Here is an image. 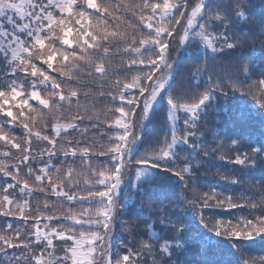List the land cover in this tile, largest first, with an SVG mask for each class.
Instances as JSON below:
<instances>
[{"label":"snow or ice","instance_id":"obj_1","mask_svg":"<svg viewBox=\"0 0 264 264\" xmlns=\"http://www.w3.org/2000/svg\"><path fill=\"white\" fill-rule=\"evenodd\" d=\"M246 20V10L238 4L234 7L231 0L227 4L223 0H0V65L7 69L0 73V121L3 122L0 123V142L6 149L0 151V215L19 217L25 225L30 218L34 220L27 238L19 229L12 235L0 231V264H159L155 258L157 252L170 260L177 249L188 245L183 218L163 214L159 223L171 235L163 240L158 250L153 244L144 242L138 250L128 247L124 254L117 253L118 258L113 259L110 239L118 212L116 199L123 186L130 183L124 176L135 155L133 149L142 142L145 130L150 127L165 97L170 140L165 137L158 151L150 156L142 155L136 161L140 183L132 200L135 201L137 196L150 199L149 187L156 180L166 184L176 178L187 190L186 177L191 178L192 164L185 163L179 169L168 165L179 159L178 149L199 153L201 145L190 143V140L196 138L197 123L208 114L207 109L217 95L216 89L223 81H212L210 76L211 86L202 93H185L191 102H177L170 90L179 72L180 60L176 58L169 62L170 42L176 36L180 37L182 46L202 42L206 58L215 61L225 49L237 50L247 44L235 33L229 34L232 27ZM220 27L224 31L208 32L209 28ZM144 32L147 35H142ZM138 33L140 38H137ZM258 43L259 49L251 46L250 57L236 61L235 71L228 74V79L238 80L241 74H246L244 79H249L257 74L254 57L258 53L261 58L260 78L248 92L264 109V40ZM217 44L221 46L218 48ZM149 50L152 54L146 56ZM114 54L129 57L122 61L120 71L136 69L142 74L132 76L129 82L118 77L113 81L114 87L107 96L111 104L118 106L110 109L115 118L104 123L115 135L109 138L111 147L93 153L92 147H79L78 142L70 138L78 131L82 137L86 136L89 128L81 129L80 126L85 120H93V116L86 115L87 108L84 113L80 111L81 96L87 100L90 93L82 90L84 86L78 84V79L81 75L105 77ZM206 70H209L207 66ZM165 72L166 75L163 74ZM18 80H23V83H18ZM29 81L30 90L26 88ZM71 83L78 86L71 87ZM220 94L228 98L226 93ZM33 103L45 111H39ZM73 103L76 114L66 123L59 122L61 108H71ZM180 113L185 115L182 121ZM53 116L57 117V122L50 129L51 135L41 130L33 131L37 117L41 128L47 129ZM227 118L231 119L230 116ZM95 119L92 129L100 123L98 115ZM177 125L181 126L180 130ZM17 127L24 130L22 141H18L11 131H5ZM33 137L47 146L38 153L42 162L39 169L32 166L36 159ZM232 143L235 145L237 142L233 140ZM246 147L249 151L238 153L233 163L248 169L258 166L257 158L264 163V142L258 145L249 143ZM12 150L19 154L15 163L9 162L13 157ZM94 155L97 158L108 156V165L102 170L93 168L89 161ZM208 155L204 152L205 157ZM44 157L48 161H74L79 157L87 165L91 179L84 176L81 186V172L71 166L65 169L62 165L45 163ZM22 168L27 169L25 176H33L38 171L39 174L34 175V184L46 183L47 186L30 185L28 179L21 177ZM231 183L240 184L241 181L233 178ZM249 187L253 190L252 196L236 198L210 189L186 202L199 213L200 223L205 229L208 223H205L204 209H250L248 216L235 223L216 220L213 224L215 235L234 241L235 247L242 241H253L257 237L264 240V177ZM17 189L20 193L28 192L30 196L43 194L54 197L69 207L62 206L61 210L55 211V205L46 199L40 206L43 211L32 217L29 201H20L12 195ZM76 205L89 207H81L77 213L74 211ZM95 205L99 207H93ZM49 212L52 214H46ZM42 223L43 228L40 226ZM148 227L151 230L152 225ZM7 231H13L12 224L7 225ZM54 241L63 242V247L57 250ZM41 245L44 247L40 252H35L34 249ZM10 250L13 253L26 250L27 254L21 251L20 255H10ZM202 264L218 262L205 259ZM244 264H264V257L245 260Z\"/></svg>","mask_w":264,"mask_h":264},{"label":"trees","instance_id":"obj_2","mask_svg":"<svg viewBox=\"0 0 264 264\" xmlns=\"http://www.w3.org/2000/svg\"><path fill=\"white\" fill-rule=\"evenodd\" d=\"M223 2L227 4L229 0H223ZM231 2L234 7L238 4L246 10L247 20L241 21L239 24L232 27L229 34L235 33L238 38L247 41L246 45L241 46L237 50L225 49L222 55H217L215 61H212L210 57L206 58L204 55L202 42L199 45L190 43L189 46H182L181 43H179V36H176L175 39L170 42V47L168 49L169 62L171 63L172 60L176 58L180 60L179 72L173 82L175 86L170 90L177 102H191L189 96L186 95V100L183 93H202L206 88L211 86L209 80L210 76L212 81L221 79L223 83L221 87L216 89L217 95L207 109L208 114L202 116L197 123L198 131L196 138L190 140V143L201 145L199 153L179 151L178 149L179 159L168 165L169 167L179 169L185 163L190 162L192 164L193 171L191 178L189 179L186 177L188 184L187 190H184L183 184L176 178H173L170 183L166 184H161L159 180H156L153 181L152 185L149 187V191L152 193L150 199L137 196V199L134 201L132 200V196L135 192L132 185L126 184L123 186L121 194L116 199L118 212L110 239L113 259L118 258L116 256L117 253L121 255L124 254L128 247L138 250L139 245L144 242L153 244L154 248L158 250L163 240L168 239L171 235V233L159 223V217L163 214L173 217L177 216V214L173 215L176 213V207L180 208L181 215H184L186 226L194 227V234H191V237L196 239V241L194 243H189L181 254L180 249H177L170 260L159 255L157 252L155 258L159 264H202L205 259L215 260L218 264H244L245 260H259L261 257H264V240H261L259 237L255 238L253 241H242L240 244L233 247L235 244L234 241L224 236L217 237L212 231L213 224L216 220L233 221L235 223L239 218L248 216L250 209H204L203 214L206 218L205 223H208V228L205 229L200 223L199 213L192 209L186 202L193 200L196 195H203V193L209 192L210 189H215L223 195H233L236 198L241 196H252L253 190L250 189L249 185L257 184L261 178L264 177V163L260 162V160L258 161L257 169H248L245 166L233 163L238 153L249 151L246 147L247 144L252 143L258 145L260 142H264V109L259 107L256 99L248 92L249 87L255 86L256 81L260 78L258 76L260 71L259 65L261 63L259 54L257 53L254 57L255 63L257 64V74L252 75L249 79H244V75L246 74H241L238 80L228 79V71L231 68V71H235L234 66L236 61L243 57H250L251 46L254 45L259 49L258 41L264 40V35H262V33H264V0H231ZM226 23L228 22L226 21ZM180 31L182 34V29ZM214 31H224V29L223 27L208 29L209 33ZM216 46L219 48L221 45L217 44ZM119 47L123 48L124 46L119 45ZM113 51L115 52V49ZM151 54L152 50L145 53L146 56ZM128 59L129 57L127 56L114 54L109 60L110 70L105 77H94L89 75H81L79 77L78 84L84 86L82 90L90 93L87 100H85L83 95L81 96L80 104L82 107L80 111L84 113V109L87 108L88 111L86 115L93 116L92 121L85 120L80 126L81 129L85 127L89 128V132L86 136L82 137L78 131L73 133L72 137H70L78 142L79 147L90 146L92 147L93 153H99L111 147L109 138L114 136L115 133L108 131L104 122L115 118L110 109L118 105H113L109 102L107 92L114 87L113 81L117 77L123 82H129L132 78L131 74L135 76L137 72L136 69H133L131 72L120 71L122 61ZM206 66L209 70H206ZM44 67L46 68V66ZM113 70H115V74H113ZM4 71H7V69L4 68L3 65L0 66V73ZM143 71H148V69H143ZM51 74L57 75L56 73ZM137 74L141 75L142 72L138 71ZM166 74L167 73H165V75ZM18 83H23V80H18ZM78 84L71 83V87H77ZM234 84L235 90L233 89ZM26 88L30 90V86L26 85ZM101 92L105 93V95L101 96ZM221 92L226 93L228 98L226 99L225 95L220 94ZM42 95H45V98H47L44 92H42ZM257 95H259L258 90ZM234 102L243 104L249 110H253L255 115L259 116L260 133L255 134L253 132H248L243 134L244 137L231 136L236 133L234 131L230 132V129L234 127L232 121L236 120L237 116L230 120L227 118V116H229L228 104H230L231 109V104ZM30 103L32 102L30 101ZM226 104L227 106L225 107ZM33 107H37L39 111H45L42 106H38L36 103H33ZM75 114V103H73L71 108L63 106L59 114V122L66 123L68 119ZM166 114L167 97H165L163 103L159 106L156 115L153 116L150 127L145 130L142 142L138 143L133 149L135 155L132 156L131 163L128 164L125 170L124 179L126 181L131 182L133 176L136 174V170L138 169L136 161L142 155L150 156L158 151L160 147H162V142L165 137H168L170 140L169 122L167 121ZM33 115L35 116L36 114L33 113ZM97 115L99 116L100 123L96 129H92L91 124L96 122L95 118ZM179 116L181 121L185 118L183 113H180ZM56 122L57 117L53 116L50 118L48 128L42 129L39 117H37V126L33 128V131L41 130L44 134L51 135L50 129ZM0 123L3 122L0 121ZM177 127L178 130L181 129L180 125H177ZM136 129L139 134V116L136 118ZM5 131H11V134L14 135L18 141H22L24 138V130L22 128L17 127L14 130L5 129ZM241 138L245 139L246 142ZM233 140L237 142L235 145L232 143ZM46 147L44 142L37 141L36 138L33 137V154L36 156V159L32 166L35 169L42 167L41 157L38 153ZM4 150L6 149L3 147L2 142H0V151ZM12 151L13 157L9 159V162L15 163L16 156L19 154L15 153V150ZM204 152H208L209 155L205 157ZM108 160V156H100L97 158L94 155L89 162L93 168L102 170L108 165ZM43 161L45 163L57 164V166L62 165L65 169L69 166L75 168L78 172L82 173L80 177L81 186H83L84 176H88V178L91 179V176L88 174L87 165L79 157L74 161H48L47 158L44 157ZM243 170H249V172L247 174L241 173ZM26 171L27 169L25 168L21 169V177L28 179L30 185L35 187L47 186L46 183L44 185L34 184V175L39 174L38 171L35 172L33 176H25ZM233 178L239 179L241 183L232 184L231 179ZM8 182H11L10 179ZM129 193L133 194L128 195ZM12 195L20 201H29L32 206V217L43 211L40 206L46 199H50V203L55 205V211L61 210L62 206L63 208L69 207V205L55 200L54 197H45L43 194L30 196L28 192L20 193L19 189H17ZM256 196H259L258 192ZM154 199L162 202L159 207L156 206ZM81 207L87 208L89 205H76L74 211L79 213ZM168 210L172 213H167ZM46 214H52V212ZM33 223L34 220L31 218L27 222V225H25L19 217L0 215V231L5 232L7 235H12L14 230L19 229L23 236L27 238ZM8 224L13 225V231H7ZM149 225H152L151 230L148 227ZM40 226L43 228V223ZM203 229L207 230V232H202ZM166 236L167 238H165ZM184 236L189 240L188 235ZM157 237L160 239H157ZM197 240L200 241V243H198ZM54 244L57 250L63 247V242L61 241H54ZM43 247L44 245H41L40 248H35L34 251L39 253ZM21 251L27 254L26 250H17L14 253L10 250V255H20ZM179 255H183L186 259L179 258Z\"/></svg>","mask_w":264,"mask_h":264},{"label":"rangeland","instance_id":"obj_3","mask_svg":"<svg viewBox=\"0 0 264 264\" xmlns=\"http://www.w3.org/2000/svg\"><path fill=\"white\" fill-rule=\"evenodd\" d=\"M142 35H147V33L144 32ZM140 37H141V34L138 33L137 34V38H140ZM179 43H180V41H179ZM0 66H2V65H0ZM231 69L229 71H231ZM234 70H235V68H234ZM229 71H228V74L231 73V72H234V71H231V72H229ZM137 72L135 73V75H139V74H137ZM165 73H163V74L165 75ZM131 75L134 76V74H131ZM30 85H31V82L30 83L28 82L27 86H30ZM173 86H175V85H173ZM183 95H185V94L183 93ZM185 99H186V95H185ZM228 105H229V107H228L229 108L228 109L229 110V116L231 117V119L234 118L235 116H237V119L232 121L234 123V127L232 129H230V132L234 131L236 133L231 135V136L244 137L243 134H246L248 132H253L255 134L260 133L259 116L255 115L253 110H249L247 107H245L243 104H241L239 102L232 103L231 104L232 105L231 109H230V104H228ZM226 106H227V104L225 105V107ZM241 139L245 140L243 138H241ZM245 142H246V140H245ZM241 145H243V144H241ZM58 147H59V144H58ZM257 161H259V158H258ZM236 169L240 170L239 168H236ZM255 169H257V167H255ZM248 172H249V170L248 171H244L243 170L241 173L247 174ZM137 174H138V169L136 170V174L133 176L131 182L129 183L130 185H132V188H133L134 192H136V188H137V186L140 183L137 180ZM130 194H133V193H129L128 195H130ZM152 199H153V196H152ZM154 201H155L156 206H158V207L162 203V202H159L157 199H154ZM93 207H99V205H95ZM167 213L171 214L172 212L170 210H168ZM176 214L181 216L183 218V220L185 221V217H184V215H181L180 208H178V207H176V213L173 214V215H176ZM186 248L187 247L185 246L181 250L184 251Z\"/></svg>","mask_w":264,"mask_h":264}]
</instances>
